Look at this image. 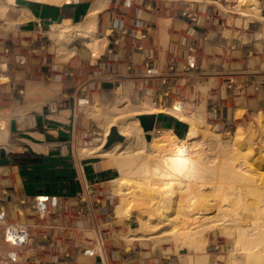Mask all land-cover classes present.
<instances>
[{"label": "rangeland", "instance_id": "1", "mask_svg": "<svg viewBox=\"0 0 264 264\" xmlns=\"http://www.w3.org/2000/svg\"><path fill=\"white\" fill-rule=\"evenodd\" d=\"M80 1H85L89 9L101 10L98 19L100 34H105L109 39L112 35L113 39L107 41L102 52L91 56L82 51L83 41H76L72 56L58 51L55 42V49L48 48L50 27L41 33L27 32L19 36L23 49L29 45L27 41L30 39L41 41L36 53L27 54V64L23 68V71L28 72L24 84L27 82L34 86L35 92L27 100H23L24 96L19 94L23 80L18 76L22 69L14 70L5 88L0 90V110H11L5 131L8 129V137H5L7 142H1L0 155L20 151L11 140L8 127L13 117L33 115L48 106L49 102L59 100H62L63 109L66 107L63 104L69 105L70 95H75L77 101L81 99L83 105L87 99L90 100L87 105L78 106V131L74 141L76 159L77 155L82 160L88 157L96 159L102 153L99 150L93 149V153L89 150L83 154H80V150L96 147L98 134L102 135L107 129L109 134L111 129L119 134L124 129L129 135L128 139L114 145V156H148L147 146L160 132L146 142L138 118L150 112L157 113L159 110L156 108L170 112L168 115L177 119L180 113L184 122L189 124H183L181 132H171L179 139L176 143L180 145L173 151L174 155L192 141L211 140L215 133L220 135L217 138L221 140L227 139L236 130L244 134L240 138L259 132V123L264 124V41L259 39L264 24L261 21L241 17L236 11L226 13L218 5L184 0H132L128 9L127 0H67V3ZM229 6H234V3ZM189 15L195 19L188 20ZM144 30L148 31L145 37ZM43 44L47 50L39 48ZM95 55L101 59L103 57V61H99L101 65L91 66V59H96ZM194 56L196 59H193ZM189 57L190 60H196L192 69L188 66ZM153 68L155 72H148ZM107 81L111 82L108 84ZM10 82L13 85L10 86ZM116 83L123 84V92L113 93L112 88ZM41 88L47 91L53 89V92L50 90L51 95L42 100L41 96L35 97ZM4 89L8 90L1 95ZM71 99L74 104V99ZM178 101L184 103L181 112L173 108ZM5 144L6 147L3 146ZM256 152L251 151L247 160L252 163L253 169L264 175V156ZM120 153L123 154L117 155ZM114 169L119 173L117 177L93 185L84 195L62 199L63 212L44 219L38 217L33 208H41L39 201L53 200L27 197L18 192L8 169H0V203L10 195L6 203L9 221L24 223V218L25 223L31 225L35 234L32 248L50 245L46 255L40 254L39 259L43 263L194 264L195 250L190 246L178 245L173 237L177 235V228L174 229L172 224L156 232L160 234L162 230L173 229L174 235L172 233L144 243L139 240L132 241V245L127 243L133 237L131 234H138L139 223L131 217L135 214L133 205L128 206L131 207L128 208L130 211L121 215L116 213L118 195L112 181L120 177V171L116 167ZM160 177L155 175L153 178L157 181ZM166 178L170 179V187H184L185 183L180 182L186 180L184 177L178 179L175 173H171ZM166 180L162 177L158 183L149 181L148 187L132 185L131 189L125 190V194L152 191L162 195L168 187ZM12 187L14 193L9 190ZM176 193L170 191L168 194L173 196L168 201L157 203V207L161 208L155 209L158 215L167 212L177 216L173 212ZM89 201L97 210L100 234L94 231L88 217L79 211ZM45 234L50 235L51 241H39ZM101 237L105 242L106 253L99 243L95 244L96 239ZM65 241L69 245H77V248L68 249ZM87 249L102 254L103 260L83 255ZM221 255L219 260H215L218 264L233 262L229 253ZM28 257L35 259L31 254ZM129 257L133 259L129 261ZM210 257L214 259L211 254Z\"/></svg>", "mask_w": 264, "mask_h": 264}, {"label": "bare ground", "instance_id": "2", "mask_svg": "<svg viewBox=\"0 0 264 264\" xmlns=\"http://www.w3.org/2000/svg\"><path fill=\"white\" fill-rule=\"evenodd\" d=\"M35 1L56 5L67 3V0ZM184 1L218 5V8L226 13L236 11L235 13L238 12L244 17L259 20L264 24V20L260 16V8L253 3V0ZM230 3H234V6H229ZM9 8L10 6L6 0H0V18L6 24V31H12L14 35L27 33V31L19 30L18 26L20 24L18 22L6 20V13ZM100 14L101 10L91 8L86 13L81 24L74 25L70 22H64L51 25V33L48 34V48L50 50L55 49L54 45L57 43L58 51L73 56L75 42L83 41L82 51L86 52V55L91 56L96 54V52H102L110 39L105 34H100L101 27L98 25ZM193 19L195 18L189 15L188 20L191 21ZM147 32V30L143 31V37L147 35ZM260 35L259 39L264 41V28ZM53 42H55L54 45ZM95 58L97 65L100 63L99 60L103 61V57L101 59L95 55ZM24 67H26L24 64L17 69L13 67V71L22 69V71H19V76L16 74L23 80V84L19 88V94L24 96L23 100H27L32 97L35 88L27 82L24 84L26 73H28L23 71ZM149 72H155V69H149ZM10 78L8 73L4 74L1 83L6 85ZM12 83L10 82L9 85H13ZM7 90L4 89L1 95ZM50 90L47 91L41 88L35 94V97L41 96L42 100H45L51 95L49 93L53 89ZM88 101L90 100L87 99L84 105H87ZM80 104L83 105L81 101ZM173 108L181 112L184 108V103L178 101ZM156 109L159 110L157 113H170L162 110V108ZM10 112L11 110L9 109L0 110V129L9 122L8 115ZM178 119L182 123L185 121L180 113ZM262 124L263 122L259 123V127H261L257 130V132L261 133L254 132L250 136L246 134L244 138H240L244 134L236 130L227 139L221 140H219L220 135L215 133L216 136H210L212 139L209 141L203 142L201 140L200 142V140H196L186 146L184 145L182 150L175 155L173 151L180 146L176 143L179 139L172 135L171 132L164 130L160 132L154 141L148 144L149 153L146 157L140 154L128 157L114 156L115 153L113 154L111 150L100 154L99 160L103 168L116 167L120 171V177L112 181L114 190L118 195V203L115 205L116 213L121 215L125 211H130L128 209L131 208L128 207L129 205H133L135 208L133 210L135 214L131 217L138 221L139 226L137 229L139 232L138 234H131L133 237L128 239L127 243L132 245L131 242L136 240L141 242L154 241L170 236L172 233L174 235L173 229L162 230L160 234L156 232L172 224L174 229L177 228V235L173 237L178 245L181 247L190 246L195 250L196 262L194 264H218L216 261L222 257L221 254H224V252L229 253L233 264H264V175L253 169L252 163L247 160L253 150L257 151V154L264 156V124ZM7 132H2V136L0 134V145L2 141L7 142L5 139ZM108 135L109 129L102 135L98 134L96 138L97 144L94 149H102ZM120 136L126 139L129 137L124 129H121ZM205 145L206 147H204ZM4 146L7 145L5 144ZM171 173H175L179 177L178 179L182 177L186 179L185 181H180L185 183L184 187H170V179L166 177ZM155 175L167 179L166 185L169 188L165 186L166 188L162 195L152 191L125 194V190L131 189L132 185L148 187L150 186L149 181L156 183L162 179L160 177L156 181L153 178ZM92 187L93 185L87 184L85 190ZM170 191L171 193L177 192V201L173 204V212H176L177 216L169 215L167 212L158 215L155 212V209L159 208L157 203L166 202L168 198H171L173 194H168ZM6 203V199L3 200L5 209H7ZM198 210L203 212H198ZM22 219L25 223L26 220ZM145 232L148 234H145ZM151 234L157 235L151 236ZM91 251V249H87L83 251V255L90 256ZM208 253L214 258L213 260L210 259V254L209 257L207 256ZM132 259L131 257L128 258L129 261Z\"/></svg>", "mask_w": 264, "mask_h": 264}, {"label": "crops", "instance_id": "3", "mask_svg": "<svg viewBox=\"0 0 264 264\" xmlns=\"http://www.w3.org/2000/svg\"><path fill=\"white\" fill-rule=\"evenodd\" d=\"M6 1L10 6L6 13V20L18 22L21 24V30L28 33H38L51 25L64 22L80 23L89 10L85 1L61 5L35 0ZM253 1L260 8V16L264 20V0ZM128 8L126 5V9ZM141 14L140 11L139 15ZM112 39L111 35L110 41ZM107 82L109 84L111 81ZM71 98L76 99L75 95H70V103L68 106L66 103L63 104L66 106L63 109L62 100H59L56 103V111H49L46 106L33 115L27 114L23 118L14 117L9 123L11 140L20 151L0 155V169H8L18 187V192L27 197L39 196L42 199H52L48 197L51 195L62 199L75 198L82 189L80 176L82 169L87 181L93 183L91 185L107 182L119 174L115 167L102 168L101 161L97 159L103 152L107 153L108 150L104 149H109L125 139L115 129H111L102 149L99 150L102 153L97 155L96 159L88 157L82 160L78 155L77 159L75 158L72 144L73 103ZM160 113H148L138 118L143 130V139L146 142L148 139L152 140L154 134L162 130L177 133L182 131L183 124L189 126L188 123H182L175 117ZM115 147L110 150L112 151ZM93 149V147L81 148L80 154L89 150L93 153ZM9 190L15 192L13 187Z\"/></svg>", "mask_w": 264, "mask_h": 264}, {"label": "built area", "instance_id": "4", "mask_svg": "<svg viewBox=\"0 0 264 264\" xmlns=\"http://www.w3.org/2000/svg\"><path fill=\"white\" fill-rule=\"evenodd\" d=\"M131 1L127 3L128 7L131 6ZM78 2H73V4H76ZM19 30H21V24L18 26ZM7 27L2 18H0V90L2 88H5L6 85L1 83L3 79V75L8 73L11 77L13 74V67L19 68L21 65H26L27 62V54H33L37 51V45L38 42L36 39H30L27 42H29L28 46H25L23 49L21 42L19 40L18 34L14 35L12 31H6ZM42 39V38H41ZM40 48L42 50H47L48 48L45 46V44L41 45ZM193 59H196L195 56ZM193 59L190 60V57L188 58V66L190 68H194L193 64H196V60L193 61ZM92 61L90 62L91 66H97V60L92 58ZM100 61V60H99ZM194 62V63H193ZM149 72V70H148ZM124 86L121 83H116L113 85L112 91L115 94L116 92H123ZM80 99L78 101L74 99L73 104V122H72V141H73V147H74V141L77 139V131H78V125H77V112H78V106H80ZM57 101L49 102L48 110L49 111H56L57 110ZM6 126L2 127L0 129V134L2 136V132H5ZM81 180H82V189L79 195H84L86 192L85 187L87 184H92L89 181H87L85 177L84 170H81ZM48 197L52 198L53 201H39L41 208L34 209L35 214L40 217L41 219H44L45 217L48 218L50 216H53L55 214H60L63 212V206H62V198L57 196H51L48 195ZM9 195L6 196V201L8 202ZM36 198H39V196H36ZM58 203L56 206L54 204ZM52 206V207H51ZM60 206V207H58ZM93 203L91 201L85 202L82 207L80 208L81 213L83 216L88 217L94 231L97 234L102 233L100 226H99V219L97 216V210L93 207ZM79 210V211H80ZM43 217V218H42ZM31 225L29 223H12L9 221V214H7V209H5V206L3 205V200L0 203V264H47L43 263L39 257L40 254H47V249L50 247V245H47V247H41V245H38L39 248H32L33 242L35 241V234L31 230ZM74 237H77L76 235H73ZM98 238V237H97ZM50 240V235H43L39 241L43 240ZM100 244L101 248L105 252V242L103 237L100 239H96L95 244ZM66 247L68 249H76L77 245H69L65 241ZM96 247V246H95ZM93 247V249L95 248ZM92 249L91 255L94 257H100V259L103 260L102 254L97 253ZM86 251V250H85ZM34 255L35 259L29 258L28 254ZM30 262V263H29Z\"/></svg>", "mask_w": 264, "mask_h": 264}]
</instances>
